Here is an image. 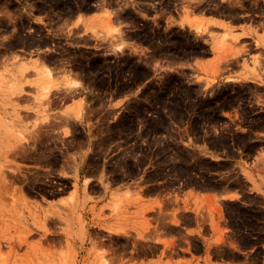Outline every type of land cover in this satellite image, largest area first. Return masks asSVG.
Masks as SVG:
<instances>
[{
	"label": "rangeland",
	"instance_id": "rangeland-1",
	"mask_svg": "<svg viewBox=\"0 0 264 264\" xmlns=\"http://www.w3.org/2000/svg\"><path fill=\"white\" fill-rule=\"evenodd\" d=\"M22 2L25 9L0 0V38H7L0 42V264H145L149 257L163 264L177 247L193 257L199 241L178 231L164 239L162 207L154 216L144 208L143 193L107 198L103 190L210 186L211 173L226 166L200 155L197 144L254 149L250 134L237 133L224 115L242 116L243 126L250 119L258 122L254 128L264 124L263 87H211L217 73L212 79L209 70L204 78L193 69L155 71L151 63L209 56L215 30L203 20L194 26L200 36L176 26L181 7L186 14L196 3L203 13L239 15L259 6L245 0ZM99 9L106 21L89 22L83 31L66 28L77 13ZM114 16L128 32L120 33ZM226 33L230 40L233 34ZM130 39L150 48L149 57L129 50L124 42ZM230 49L229 55L246 51ZM73 73L84 80V95L75 94L83 85ZM121 97L130 99L111 104ZM235 182L243 185L240 177ZM225 208L239 231L261 232L263 211ZM174 209L171 204L170 223L180 224ZM256 235L262 243L264 235ZM249 237L241 235L243 246L251 245ZM159 239L173 244L162 252ZM248 261L262 264L264 252L256 250Z\"/></svg>",
	"mask_w": 264,
	"mask_h": 264
},
{
	"label": "crops",
	"instance_id": "crops-1",
	"mask_svg": "<svg viewBox=\"0 0 264 264\" xmlns=\"http://www.w3.org/2000/svg\"><path fill=\"white\" fill-rule=\"evenodd\" d=\"M17 5H21L25 9L24 0H11ZM223 3L234 2L235 0H220ZM248 1L250 7L258 5L259 11L248 10V13L235 14L227 13L226 15L218 13H203L198 11L196 3L189 4L191 13H184L180 8L176 17L175 25L199 35L195 29V25L200 21H205V24L215 34L209 37V56H194L185 57L179 60L165 59L160 62L154 60L151 63L155 71H181L193 69L198 72V77H205V71L209 70L210 76L213 79L216 75L215 83L211 87H216L221 84H249L258 85L264 88V84L257 81L259 75L264 79V0H245ZM104 9L80 14L77 13L72 19L66 23V28L74 30L85 29V25L89 22L103 21ZM3 15L0 13V19ZM36 24H41L40 21L34 20ZM114 26L119 27L120 33L128 32V26L122 24L117 17H113ZM167 25L169 20L165 19ZM183 24V26H182ZM231 32V39L227 40L226 32ZM124 36V35H123ZM200 36V35H199ZM236 39V40H234ZM3 36L0 42L6 41ZM129 50H136L137 54L149 57L151 49L142 45L137 40H126ZM231 47L239 50L242 48V53L229 55ZM21 51V50H19ZM23 57V54H17ZM8 58H11L8 56ZM12 59V58H11ZM4 67L0 66V71ZM56 73H60L56 70ZM220 74V76L218 75ZM63 77V75H60ZM71 78L80 81L82 87L75 91V94L84 95L87 88L82 77L71 74ZM203 87H206L204 82H201ZM129 98H114L111 102L115 107L125 105ZM76 101V100H75ZM74 105V103H71ZM227 124L233 126L237 133H248L251 136V142L256 144L251 152H245L241 148H219L213 147L205 142L195 144V149L200 155L209 159L212 163L219 166H226L225 169L211 173L213 183L210 186H184L177 185L173 188L161 189L157 192L148 190H138L135 184H118L112 186L103 194L109 198L112 194L124 196L128 191L131 195L143 193L145 199L144 206L146 212L154 216L160 215V210L157 207H162V226L163 233L169 239L172 233L176 231L183 234L185 237L199 241L201 248L199 251L193 249L192 255H187L181 247L175 248L173 251H168L167 258H162L163 264H181L182 261H189L187 264H209L210 258H214L212 264H250L249 256L256 250L261 249L264 252V241L256 243L258 239L257 233L264 235V216L261 220V232H244L237 229L235 221L226 210L225 206L229 204H237L245 208H250L252 211L264 212V124L254 128L253 119L246 120L250 125H240L244 120L242 116H237L235 113L224 115ZM240 177L243 185H237L235 179ZM100 181V180H98ZM259 199L258 204H253L250 199ZM171 204L174 206V215H177L180 224L177 222L170 223L171 216L169 211ZM211 206L210 210L201 211L203 207ZM157 206V207H156ZM157 218V217H156ZM248 234L249 240L252 242L249 246H243L241 235ZM162 252L167 249V246H172L171 240H158ZM181 244H178V246ZM220 250H226L227 254L217 253ZM159 258H146L145 264H157ZM264 264V261L263 263Z\"/></svg>",
	"mask_w": 264,
	"mask_h": 264
},
{
	"label": "bare ground",
	"instance_id": "bare-ground-1",
	"mask_svg": "<svg viewBox=\"0 0 264 264\" xmlns=\"http://www.w3.org/2000/svg\"><path fill=\"white\" fill-rule=\"evenodd\" d=\"M17 150V149H16ZM19 240V239H18ZM20 245V244H19Z\"/></svg>",
	"mask_w": 264,
	"mask_h": 264
}]
</instances>
